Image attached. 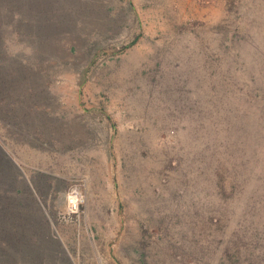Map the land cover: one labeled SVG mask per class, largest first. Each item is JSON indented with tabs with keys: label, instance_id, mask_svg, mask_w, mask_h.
<instances>
[{
	"label": "rangeland",
	"instance_id": "374dc122",
	"mask_svg": "<svg viewBox=\"0 0 264 264\" xmlns=\"http://www.w3.org/2000/svg\"><path fill=\"white\" fill-rule=\"evenodd\" d=\"M40 1L0 29V263L264 264V0Z\"/></svg>",
	"mask_w": 264,
	"mask_h": 264
},
{
	"label": "trees",
	"instance_id": "16d2710c",
	"mask_svg": "<svg viewBox=\"0 0 264 264\" xmlns=\"http://www.w3.org/2000/svg\"><path fill=\"white\" fill-rule=\"evenodd\" d=\"M43 9L42 3L40 0H0V29L3 30L4 27H13L15 29V26L17 24L24 23V21H29L30 18L35 19ZM264 22L263 19H260L257 17V13L254 14L251 18V25L252 29L250 30L245 29V25H242L238 33H248V40H251L254 44L255 51H258V48L264 51V32H260L256 27H259L260 23ZM256 26V27H254ZM264 53V52H263ZM264 58V56L262 55ZM18 60L22 61V57L19 55L17 56ZM227 74L231 72V69L226 67ZM224 71H226L224 69ZM238 72H235L237 74ZM234 73H231L229 75H226L221 80V86L228 90L230 87L235 95V91L240 92L241 86L243 87L240 94L244 96L247 100H251L252 98L247 95V87H251L253 85L254 78L253 76H250V80L247 78H240L239 76L235 75ZM243 83V85L241 84ZM4 86L9 87L7 84L4 83ZM262 88L261 93H259V89L255 88V95L254 98L260 100L262 103H264V86L261 84H258ZM222 93L221 96L229 97V93ZM237 98H239V95H235ZM251 108L249 109H232V110H222L224 113L229 114V118L231 119L230 123L231 127L226 128L224 127L222 130V133H224V136L230 137L234 140V146H237L236 143H241L243 140L246 131L248 130V125L246 123V118L249 117L252 121H250V125H254L256 123V127H250L251 133L258 134L259 127H257L258 124L262 125L260 121H258V118L260 115V109H254V117L251 112ZM227 118V117H226ZM228 119V118H227ZM234 134L236 136L237 142L234 139ZM258 137L254 136L252 137V141H254L253 146L250 144V147L254 149L255 142L257 141ZM242 144V143H241ZM256 157V155H254ZM247 164H250L251 162L246 160ZM241 164V162H240Z\"/></svg>",
	"mask_w": 264,
	"mask_h": 264
},
{
	"label": "crops",
	"instance_id": "0c3cea01",
	"mask_svg": "<svg viewBox=\"0 0 264 264\" xmlns=\"http://www.w3.org/2000/svg\"><path fill=\"white\" fill-rule=\"evenodd\" d=\"M62 248V247H61ZM63 255L56 253H39L35 259L26 257L21 261H16L13 257L7 256L0 264H80L78 257H73L67 253L66 248H62Z\"/></svg>",
	"mask_w": 264,
	"mask_h": 264
},
{
	"label": "clouds",
	"instance_id": "9594fccd",
	"mask_svg": "<svg viewBox=\"0 0 264 264\" xmlns=\"http://www.w3.org/2000/svg\"><path fill=\"white\" fill-rule=\"evenodd\" d=\"M74 191V189L70 190V192L66 195L67 210L70 213L78 211V205L83 202L82 197L78 198L72 194Z\"/></svg>",
	"mask_w": 264,
	"mask_h": 264
},
{
	"label": "built area",
	"instance_id": "2783aa9c",
	"mask_svg": "<svg viewBox=\"0 0 264 264\" xmlns=\"http://www.w3.org/2000/svg\"><path fill=\"white\" fill-rule=\"evenodd\" d=\"M73 189L75 190L74 192H72L73 195H75L78 198H80V197L83 198V195H82L80 188L78 186H72V188L70 190H73ZM83 202H84V198H83ZM83 202L78 205V211L72 212V213L69 212V215H73V216L76 215L79 212L80 207L83 204Z\"/></svg>",
	"mask_w": 264,
	"mask_h": 264
}]
</instances>
